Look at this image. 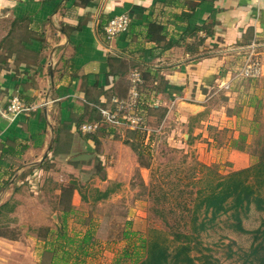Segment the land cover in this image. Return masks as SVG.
<instances>
[{
	"label": "crops",
	"instance_id": "0c3cea01",
	"mask_svg": "<svg viewBox=\"0 0 264 264\" xmlns=\"http://www.w3.org/2000/svg\"><path fill=\"white\" fill-rule=\"evenodd\" d=\"M174 1L0 0V206L12 202L11 223L24 207L20 197L28 195L26 187H40L32 197L46 199L49 175L58 170L76 173L78 165L73 164L82 155L104 158L102 144L115 143L124 149L126 145L116 137L128 136L132 129L109 127L98 107L116 110L117 101L129 96L135 71L144 82L145 114L152 128L148 126V131L161 133L175 117L191 131L189 143L197 144L196 123L216 125L212 120H219L221 137L209 139L211 153L200 160L213 164L231 156L227 157L230 167H236L233 161L241 163L239 170L251 166L250 156L235 144L242 137L250 144L253 128L264 123V74L256 81L234 85L229 93L216 95V91L241 67L253 43L264 63V0ZM122 14L132 20L128 32L108 41L105 25ZM153 24L157 38L150 40ZM15 95L36 109L12 121L4 114ZM221 111L223 117L218 116ZM98 122L95 134L81 132L83 124ZM172 142L178 143V137ZM127 145L112 155L113 162L124 153L136 166L137 154ZM213 152L222 154L212 160ZM231 158L237 160L230 162ZM122 167H129L126 161ZM79 197L76 191L75 205ZM40 218L33 221L42 222ZM48 229L43 243L39 241L38 248L33 245L40 258L50 256L44 264H52L56 245L48 241L59 233ZM17 240L0 237V264H8L11 258H3L1 249Z\"/></svg>",
	"mask_w": 264,
	"mask_h": 264
},
{
	"label": "rangeland",
	"instance_id": "374dc122",
	"mask_svg": "<svg viewBox=\"0 0 264 264\" xmlns=\"http://www.w3.org/2000/svg\"><path fill=\"white\" fill-rule=\"evenodd\" d=\"M243 82L245 80L236 84ZM234 88L232 87L229 92L233 91ZM221 92L229 93L216 91L218 93L216 95ZM223 114L224 111H221L218 116L223 117ZM148 120V125L151 128V120ZM170 122L172 123L164 127L161 133L152 131L148 143H144L142 148L139 146L144 155L141 160L139 155L133 149L131 150L137 154L136 166L124 153L120 160L113 162L112 155L118 154L124 151L125 147H128L129 135L124 136L122 134L116 138L126 145L123 147L124 149L115 147V143L102 144L100 152L104 158H95V153H93L91 154L94 155L93 158L83 161L82 164L80 161L77 162L79 167L75 168L76 173L58 170L57 174L49 175L46 186H44L48 191L45 195L46 199L42 198V195L41 198L37 196V199H33L32 196L38 195L37 189L39 190L40 187H33L32 190L26 187L24 190L28 191V195L24 194L20 197L24 207L15 213V222H10V218L12 219L10 212L0 216L2 218L0 220V233L14 238V240L18 239L12 246L1 249L3 258L11 257L8 264L48 263L50 256L40 258V251L37 252L33 248V245L38 248L39 241L41 244L43 243L42 238L46 233V228H49L48 230L53 233L61 230L62 234L73 237L79 232L85 234L88 230H94L93 227L95 226L93 240L96 241L91 246L95 254L88 259V264H122L116 262V256L125 246L126 242L123 237L126 233L133 234V241L141 245L154 235L153 232H159L168 239L167 244L171 248H174V233L178 231L183 234H190L192 232V214L188 208L193 206V202L198 197V191L205 188V181L211 179L212 176L209 171L212 170V167L217 168L223 176H227L238 171L242 165L233 161L237 160L236 158H231L230 162H235L237 168L235 166L230 167L228 158L231 156H223L220 161L213 164L211 161L210 163L204 162L208 159L202 161L199 158H203L204 154L205 157L210 155L212 149L209 142H213L209 141L210 138L214 140L215 136L221 137L222 129L218 128L219 123H222L221 121L212 120L217 126L212 123L208 126L202 125L201 122L196 123L194 133L199 134L195 135L197 136L195 137V140L198 141L197 144L196 142L194 144L189 143L191 139L189 137L192 133L190 130L188 131L187 127H184L186 122L175 117ZM262 124L264 123H261L257 130L252 131L250 144L243 141L244 137L235 144L236 148L242 152L245 151L250 156L249 163L251 166L256 163L261 148L257 146L256 139L264 138V125ZM199 130L204 132L199 133ZM184 134L187 137L184 138ZM174 137H178V143L172 142ZM185 139L188 144H186ZM134 144L139 145L137 142ZM198 152H200L199 155H197ZM218 153L221 152H213L212 160L216 159ZM108 154L110 155L109 158ZM124 161L129 167H122ZM195 161L199 162L196 167ZM108 171H110V178ZM177 175L183 178L182 182H179ZM104 176H106V180L103 179ZM119 178L125 181H119ZM71 184L72 186H80V203L79 205L73 203L75 196L73 195L71 200L73 212L68 214L67 221L61 225V217L64 216L62 193L64 186L68 187ZM98 190L101 192L110 190L111 193L108 198L95 201L99 197ZM56 192L58 193L57 197H55ZM163 194L167 195V199L163 198ZM10 204L12 206V202ZM165 208L167 211L163 212ZM41 216H43L40 218L43 219L42 222L40 220L33 221ZM241 218L243 228L248 233L238 231L235 228L236 222L229 214L223 215L212 229L201 234L199 238L201 245L195 248L191 255L202 258L199 262H206L205 256H208L211 262L209 264H247L243 256L250 251L253 244L254 239L251 232L260 228L264 230V212H260L252 206L250 211L246 215L243 214ZM92 225L94 226L92 227ZM35 233H38L39 236L36 237ZM260 241L264 242V238L261 237ZM24 249L26 250L25 253H19Z\"/></svg>",
	"mask_w": 264,
	"mask_h": 264
},
{
	"label": "trees",
	"instance_id": "16d2710c",
	"mask_svg": "<svg viewBox=\"0 0 264 264\" xmlns=\"http://www.w3.org/2000/svg\"><path fill=\"white\" fill-rule=\"evenodd\" d=\"M175 3L173 0L172 4ZM156 27L155 24L150 26L148 36L150 40L157 38H154ZM256 80L249 79L245 80V82ZM143 87L144 82L140 86L137 115L144 118L142 119L143 124L147 128L149 125L145 108L148 106L145 94H143ZM108 126L114 128L110 125ZM257 128L255 127L253 131L257 130ZM128 133V139L133 140V142L128 140V144L139 155V159L141 160V157L144 155L142 150L140 151L139 146L141 148L144 147V143L146 144L149 141L152 132L148 130H131ZM243 141L245 142V139ZM134 142L139 143V145L137 146ZM256 142L257 146L261 148L257 155V161L253 166L232 172L227 176H223L217 168L212 167V170L209 171L212 176L211 179L205 181V188L198 191L197 201L195 200L193 206L188 208V211L192 214V232L190 234H183L178 231L174 233V248H171L167 244L168 239L164 238L159 232H153L154 235L145 240L141 245L133 241V234L126 233L123 237V240L126 242L125 246L118 252L116 262L122 264H127L128 262L130 264H209L211 262L208 256H205L206 262H199L202 258L194 257L191 253L201 245L199 240L201 234L212 229L223 215L229 214L236 222L235 228L240 232L248 233L243 228L242 215H246L252 206L258 211L264 212V138H257ZM80 163L82 164V162ZM99 163L102 162L99 161ZM73 165H79V163ZM198 165L199 162L195 161V167ZM177 176L179 177V182H182L183 178L179 175ZM105 177L103 178L104 180H106ZM64 187L62 193V211L64 216L61 217V225L67 221L68 214L73 212L71 200L73 195H75V191L77 190L80 193V186H72L71 184L68 187ZM98 193L99 197L95 201L108 198L111 191L101 192L98 190ZM163 198L167 199V195L163 194ZM166 208L163 212L167 211ZM13 209L14 207L11 206L10 202L0 206V216L6 212H12ZM251 234L254 239L253 244L250 251L244 254L243 259L247 264H264V242L260 241L261 237L264 238V230L260 228L252 231ZM3 236L0 233V237ZM93 236L94 230H88L85 234L79 232L74 237H68L59 230L54 241H48L52 243V246L56 245L54 255L51 257L52 264L55 260L59 262L57 264H88V259L95 254L91 248L92 244L96 241L93 240ZM59 255H61V259L58 258ZM42 264L44 263L42 262Z\"/></svg>",
	"mask_w": 264,
	"mask_h": 264
},
{
	"label": "built area",
	"instance_id": "2783aa9c",
	"mask_svg": "<svg viewBox=\"0 0 264 264\" xmlns=\"http://www.w3.org/2000/svg\"><path fill=\"white\" fill-rule=\"evenodd\" d=\"M132 20L128 14H122L111 18L105 26V34L108 41H114L118 36L128 32ZM264 74V63L258 45L253 43L246 52L243 64L236 72L222 81L217 91L229 92L234 84L249 79H259ZM143 84L142 76L139 72H133L131 76V90L126 100L117 101V109L98 107L102 122L112 127L128 126L132 130L145 131L147 128L143 124V118L135 113L140 99V86ZM36 107L27 106L22 99L15 95L11 98L5 116L10 120H15L23 113L35 110ZM100 128V122L83 124L80 127L84 134H95Z\"/></svg>",
	"mask_w": 264,
	"mask_h": 264
},
{
	"label": "water",
	"instance_id": "95a60500",
	"mask_svg": "<svg viewBox=\"0 0 264 264\" xmlns=\"http://www.w3.org/2000/svg\"><path fill=\"white\" fill-rule=\"evenodd\" d=\"M94 157V155H89V154H87V155H82V156H79L76 160L77 161H86V160H89V159H91V158H93Z\"/></svg>",
	"mask_w": 264,
	"mask_h": 264
}]
</instances>
